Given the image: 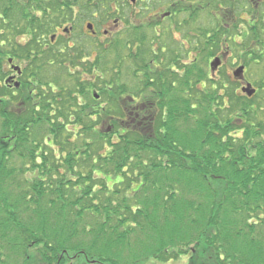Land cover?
Returning <instances> with one entry per match:
<instances>
[{
	"label": "trees",
	"instance_id": "trees-1",
	"mask_svg": "<svg viewBox=\"0 0 264 264\" xmlns=\"http://www.w3.org/2000/svg\"><path fill=\"white\" fill-rule=\"evenodd\" d=\"M131 41L139 40H120L118 46L128 47ZM203 71L201 69L202 74ZM201 78L205 76L201 75ZM185 84L182 101L179 102V95L176 96L178 100L169 103V121L162 115L139 119L131 125V128L134 127L131 131L128 127L118 126L122 118H97L110 126L107 128L109 132H106L107 129L105 134L102 132L106 140L100 149L107 146L104 155H98L100 143L95 142L93 148L91 143L83 142L82 147L90 151L86 164L88 171L83 166V172H77L75 181H64L58 174V180L53 179L51 173L59 169L54 162L61 163L63 160L52 157L47 162V158H44L46 171L40 175L42 178L35 176L29 190H20L24 196L21 195L18 200L4 194V184L8 183L13 171L7 170L4 165L9 155L6 144L1 141L0 242L7 246L8 243L16 244V253L23 251L26 254L25 250L35 248V259L37 247L38 255L45 264H65L66 256L71 259L78 257V261L87 260L86 264H117L114 258L121 259L120 248L128 243L126 235L138 232L134 250L126 255L131 259L142 252L146 257L154 250L156 259L188 253L192 264H264V139H260L251 125H237L239 122L235 118H240L241 114L245 115L246 121L248 109L243 103H231L225 111L215 109L213 102L216 100L212 98L216 94L209 89L200 92V110L206 113V118H200L198 122L197 118L191 119L194 93L192 87L187 82ZM104 96L108 99L107 110H115L118 104L113 96ZM72 101L75 102L74 99ZM179 112H182L181 116ZM193 119L195 125L201 126V138L199 145L195 140V147L190 149L183 143L186 139L194 141V127L189 132L185 130L180 138L174 137L170 128H175L176 122L183 127L193 124ZM84 120L83 117L73 118L72 123L82 126L94 137V130ZM41 121H46L47 136L54 137L56 146L67 149L68 140L62 139L65 129L50 119ZM8 124L4 129L9 134ZM13 124L18 134L15 156H31L32 147L36 149V145L32 144L29 136H22L26 123ZM164 128L167 131H163ZM241 128L244 129L241 136L232 135ZM112 137L116 138L115 143L111 141ZM71 152L64 158V167L66 172L75 173V153ZM95 155L97 159H94ZM99 161H102V166ZM109 171L112 172L110 182L96 174L99 172L107 176ZM95 177L102 178L101 192L106 194L99 204L94 202L99 198L92 197V194H100L96 186L93 187ZM117 177L121 182L114 183ZM97 180L100 182L101 179ZM69 185L72 186L71 195L81 191L78 198L75 196L72 207L85 199L92 203L82 206L77 212L65 211L71 205L57 201L64 199ZM47 191L51 194H46ZM107 194L120 195L121 203L113 205L114 199ZM127 194H134L136 203L130 205L132 199ZM44 200L49 210L39 211L36 205ZM88 209L93 210L95 221L96 216L103 219L99 220L98 231L81 229L79 235L75 229L77 222H70V217L80 219ZM38 220L41 222L37 223ZM113 222L115 226H111ZM45 223L62 224L50 233L55 238L54 242L47 241L50 239L45 234L48 230L42 227ZM119 229H124L122 237H119ZM91 236L92 239L88 241L86 237ZM106 238L108 242L102 243ZM188 246L192 248L187 252Z\"/></svg>",
	"mask_w": 264,
	"mask_h": 264
},
{
	"label": "flooded vegetation",
	"instance_id": "flooded-vegetation-1",
	"mask_svg": "<svg viewBox=\"0 0 264 264\" xmlns=\"http://www.w3.org/2000/svg\"><path fill=\"white\" fill-rule=\"evenodd\" d=\"M141 38L148 40L144 57L138 55L141 42L131 41L120 47L129 52L132 46L129 55L115 57L111 73L104 70L105 46ZM213 60L218 63L212 68ZM130 81L140 88L131 92ZM185 82L193 89L195 114L202 89L218 92L214 108L243 103L248 117L235 120L264 139V0H0V118L10 130L1 141L9 156L17 149L13 122L26 123L22 136L30 138L28 127H42V119L110 117L134 123L166 117L169 103L179 95L182 101ZM104 94L113 96L115 110H107ZM54 146L51 135L36 143L38 151L28 155L34 171L44 164L43 149L56 156ZM62 160L55 164L64 166ZM63 168L59 177L72 181V172ZM51 174L58 179V172Z\"/></svg>",
	"mask_w": 264,
	"mask_h": 264
},
{
	"label": "rangeland",
	"instance_id": "rangeland-1",
	"mask_svg": "<svg viewBox=\"0 0 264 264\" xmlns=\"http://www.w3.org/2000/svg\"><path fill=\"white\" fill-rule=\"evenodd\" d=\"M76 23L79 25L80 21H76ZM120 40L123 41V39H118L116 43L113 42V44L111 43L110 45L105 46L108 51H106V55H105V58H104V62H105L104 70L105 71H109V73H111L113 67H115V65H116L115 57L117 58L118 56H122V55L126 57L131 52L130 50H131L132 46H130L127 49V51H129V52H125V51L122 52L120 47H118V43H119ZM132 40H134V39H132ZM139 41L141 42V44H140V46H141L140 49L141 50H139V54L138 55H141L142 52H146L145 49L147 47L146 45H147V41L148 40L141 38V39H139ZM105 43L107 44V42H105ZM143 57H144V55H143ZM202 58L204 59V55L203 54H202L201 59ZM129 62L130 61H128L125 64L126 69H128ZM146 62H147V59H146ZM126 69H124L125 72H126ZM126 78L129 79L130 76H127ZM131 78L133 79V77H131ZM257 80H258V76H257ZM134 84H137V83H134L133 81H130V86H126V87L128 89H130L131 92L136 91L140 87L137 88V86H135ZM205 89H203V90H205ZM185 90H186V88L184 89V87H183V92L184 93H185ZM189 93L190 92H188V94ZM215 93L218 94V92H215ZM212 99H215L216 101H218L215 96H213ZM208 100H210V99H208ZM88 101H89V106H92L91 104H93V103L91 102L90 98H89ZM236 102H239V101H236ZM213 103L210 100L209 105L212 106ZM100 105H102V103H100ZM207 105H208V103H207ZM95 106L96 105H93V107H95ZM204 107H206V105H204ZM218 107L222 108V105L218 103V105L216 106V109H218ZM222 110L225 111L224 108ZM182 112H183V110H182ZM182 112H181V114H182ZM169 113L167 112L168 116L165 117L166 121H169V119H168V117H170ZM190 114H191V119L193 117L198 119V120H196V122H198L200 120V118H203V119L206 118V113H204V111H201L200 113H197V114H195L194 112H191ZM226 115H228V114H226ZM84 119H85L84 122L85 123L87 122V124L89 123V125L94 130V132H93L94 133V137L90 136L88 131H84L82 126H79L76 123L75 124L72 123V122H74L73 118H70V119H66V118L65 119L64 118L63 119H56L57 121L55 119L52 120V122H54V123L57 122L58 126H60L61 128L66 130V132L64 131L62 136H67V138H68V144L69 145H68V148L66 149L67 150L66 151L67 154H68V152H71V151H72L71 153H75V152L79 151L80 154L81 153L83 154V156L82 157L79 156V158H76L75 157L76 154H73L74 155V162L77 160V163L73 164L74 165L73 169H74V167H76V169H80L81 170V169H83V167L81 168L82 164L84 165V167H87V165H88L87 162L89 161L88 155L90 154V151H88L86 148L82 147L84 145L83 142L84 143L85 142L91 143L93 145L91 147H93V148H95V142L96 143H100V145L98 147L99 148L98 149V155H104V153L106 152V147L107 146L105 148H101V149H100V147L103 145V141L106 140V139H104L105 135H102V132H104V134H105V130L108 127H110L109 123L108 122L103 123V121H99L98 120L99 118L97 119L95 117H92V118L91 117H86ZM87 119H88V121H87ZM100 119H103V118H100ZM3 121L4 120L0 118V142H1L2 137L8 134V130L4 129L5 125L3 124ZM193 122H194V119H193ZM196 122H194L193 124L190 123L188 125L185 124L184 127L180 126L179 122L178 123L176 122V124H175L176 127L175 128L177 129V131H176V129L174 127H173V129H172V127L171 128L169 127L171 129V134H173L174 137L180 138L179 136L183 137V135H184L183 132L185 130H187L189 132L191 127H194L193 137H192V138H194V141L190 140V139H186L184 141V143H183V145H186L185 147H188V148L192 149L193 147H195L194 146L195 145L194 144L195 140L197 141V146H198L200 138H201L200 137L201 126L195 125ZM117 124H118L119 127H123V128L124 127H126V128L128 127L129 130H131V131L134 130L133 126H132L133 128H131V125H133L131 119L130 120L129 119H123L121 122H118ZM128 124H130V126ZM182 124H184V123H182ZM237 125L241 126V124H239V123H237ZM28 128H29L30 138H32V141H33L32 144L35 143V145H36L37 142L38 143L43 142L44 139H45V136L48 135V133H46V131L48 129L46 124H42V127L34 126V127L31 128L29 126ZM162 130L163 131H167L166 128H164ZM109 131L110 130L107 129L106 132H109ZM232 135H234V134H232ZM110 139H111V141L113 143L116 142V138L115 137H112ZM64 140H65V138H64ZM53 148H54V150L56 152V156H53V153H52V151L50 149L45 148V149L42 150V154L41 155H43V153H46V155L45 156L43 155V157H41V159L43 160L44 158H47L46 161L50 162L52 160V157L56 158V159L58 158L60 161H61V159L63 157L66 158L67 155L59 153V149H58L57 146H54ZM33 149L34 148L32 147V150ZM84 150H86V151H84ZM36 151H38L37 148H36ZM96 156L97 155L94 156V159H97ZM33 159L34 158H31V157L29 158L28 155H26V154H24L22 156H18V155L15 156L14 155V156H8V158L6 157V159H5L6 163L4 165L6 166L7 170H10L11 172L13 171L14 174L11 173L10 176H9V180L7 181L8 183L4 184L5 197L9 196L10 199H12V200L16 197V200H18L20 198V196L23 195L22 193H20L21 192L20 190H22V188L29 190V185L31 184V181L33 180V178L36 175L38 176L39 174L43 175V171L42 170L45 169V164H41L40 166L36 167V171H34L30 167L31 164H33ZM160 159H162V158H160ZM44 161L45 160H43V162ZM54 163H57V162H54ZM99 164H101V166H102V161L101 162L99 161ZM63 167H64L63 165H61L59 167L58 175L60 173L61 174H65V171H64ZM40 169H42V170H40ZM86 170L88 171V167L86 168ZM77 172H79V171H77ZM108 173L109 174L107 176H104L102 173H99V172L97 173L96 172L97 175L106 177V179L110 182L111 181L110 178H111L112 172L109 171ZM58 175H55V177H58ZM69 175H73L74 176L73 180L74 181L76 180L77 173H73L72 172ZM40 178H42V177H40ZM97 179H101L100 182ZM56 180H58V179H56ZM48 181H50V179H48ZM102 182H103V180H102L101 177L100 178H96L95 177L93 187L96 186L95 188H97V191L100 193V194H92V197H98L99 198L98 201L97 200L94 201L96 204L97 203L98 204L101 203V201L103 200V197L106 195V194H102V192H101L102 186H100L101 185L100 183H102ZM119 182H121V179H119L117 177L114 180V183H119ZM45 184H47V182ZM110 185L111 184H109V186ZM71 187L72 186L69 185L68 189L65 190L66 194H64L65 195L64 199L63 200L60 199L59 201H57L59 203H61V202L66 203L67 202L69 205H71V207L65 208V211H69L70 210L71 212H77V210L81 209L82 206H86V205L88 206L89 204L92 203L91 201H88V199H85V200L79 202V204H77V205L74 204V206L72 207V204L75 201V199H74L75 196L78 198L80 196V194H81V191H78L77 194L74 193V194L71 195ZM136 187H134V188H136ZM79 188H81V187H79ZM120 188L123 189L122 185H121ZM75 189L77 190V187H75ZM132 191H135V189H132ZM46 194H51V193H49L47 191ZM127 195H128L129 198L132 199L130 205L131 204L133 205L134 203H136L135 202L136 200L134 198V194L133 195L132 194H127ZM107 196H111L112 199H114L115 202H113V205L121 203V199H119V198H121L120 195L117 196L116 194H107ZM141 197H143V195ZM115 199H118V200H115ZM36 208H39V211H43V210H46V209L49 210L48 209L49 208L48 204H47V202L45 200L41 201V203L39 205H36ZM89 211H92L91 213H93L92 209H90ZM89 211H85V213H83V215H82V217L80 219H76L74 216L70 217V220H69L70 222L71 221H76L77 222V223H75V229H77V232L79 233V235H80L81 229H85V230L87 229L89 231L90 230H94L95 232L99 230V227L97 225L100 222L99 220L103 219L102 216L101 217H97L96 216V221H95V218L93 217L94 213L91 216L90 215L91 213H89ZM72 215H73V213H72ZM35 220H36V218H35ZM40 222H41V220L37 221V223H40ZM60 225H62V224H56V223L53 224V225H51L50 223L42 224V227L44 228V230L45 231L48 230L45 234L48 235L49 238H50V239L47 240L49 243L54 242V239H55L53 237V234L50 235V233L53 231V229H55L56 227H59ZM115 225L116 224L113 222L111 226H115ZM66 226H68V225H66ZM258 229H260V228H258ZM123 231H124V229H119L118 230V232L120 233L119 237H122L121 232H123ZM109 233H110V230H109ZM136 234H138V232H136L135 234H131V235L127 234L126 235L128 243L126 244V247L120 248L121 249V253H122V255L120 257L121 259L116 260L117 258H114L115 261L117 262V264H131L133 262H136L135 264H138L137 262H139L141 264H192V261H191L192 258L189 257L190 255L188 253L187 254L186 253L185 254H178L177 256L168 255V256L162 257L161 259H156L153 256V254H154V250H153L152 252L147 253L146 257L143 254V252L137 254V258H134V259H131V258L127 257L126 256L128 254L127 252L134 250L135 240H137L139 238V236L136 235ZM86 239L88 241H90L92 239V236L91 237H86ZM103 240L104 241H102V243L105 242V244H106L108 242V238L103 239ZM75 242H76V240L73 241V244H75ZM85 243L88 244V242H85ZM87 244H86V246H87ZM16 247H17L16 244L9 245V243H8V246H7V244L5 245V243L0 242V264H34V263L35 264H45L44 260L42 258H40V255H38L39 253L37 251L39 250V248L36 247V259H35L34 258V256H35L34 255L35 248H31V249L28 248V250H25L26 254H24L23 251L16 253V251H15ZM191 248H192V246H188V248H186V251L187 252L191 251ZM113 253H114L113 256H115V252H113ZM69 256H72V255L69 254ZM71 260H73V259L67 258L65 264H84V263H82L83 261H80V260L77 261V262L76 261L73 262Z\"/></svg>",
	"mask_w": 264,
	"mask_h": 264
},
{
	"label": "water",
	"instance_id": "water-1",
	"mask_svg": "<svg viewBox=\"0 0 264 264\" xmlns=\"http://www.w3.org/2000/svg\"><path fill=\"white\" fill-rule=\"evenodd\" d=\"M217 63H218V61L215 60L213 63L210 64V66H211L212 68H213V67H216V66H217ZM242 91H243V93H246L248 96H250V95L252 94V92H248V91H247V88H244Z\"/></svg>",
	"mask_w": 264,
	"mask_h": 264
}]
</instances>
